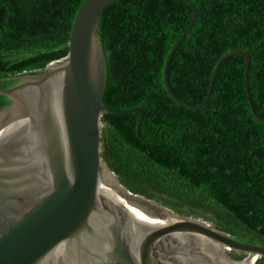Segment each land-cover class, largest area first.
<instances>
[{"label": "trees", "instance_id": "obj_1", "mask_svg": "<svg viewBox=\"0 0 264 264\" xmlns=\"http://www.w3.org/2000/svg\"><path fill=\"white\" fill-rule=\"evenodd\" d=\"M84 0H0V78L34 74L68 55ZM116 0L95 35L107 66L101 158L132 194L228 236L264 246V0ZM53 66V65H52ZM10 102L0 101V112ZM251 105V108H250ZM254 110L255 114L251 112ZM262 120V121H260Z\"/></svg>", "mask_w": 264, "mask_h": 264}, {"label": "water", "instance_id": "obj_2", "mask_svg": "<svg viewBox=\"0 0 264 264\" xmlns=\"http://www.w3.org/2000/svg\"><path fill=\"white\" fill-rule=\"evenodd\" d=\"M115 1H83L65 58L0 78V101L10 102L0 113V264H264V246L132 194L103 162L101 116L116 111L103 104L107 66L95 32ZM181 1L192 14L165 57L163 83L176 103L197 109L227 58L244 59L246 80L249 56L224 54L201 103L176 97L169 62L197 17L194 4Z\"/></svg>", "mask_w": 264, "mask_h": 264}, {"label": "bare ground", "instance_id": "obj_3", "mask_svg": "<svg viewBox=\"0 0 264 264\" xmlns=\"http://www.w3.org/2000/svg\"><path fill=\"white\" fill-rule=\"evenodd\" d=\"M56 66H51L49 70L55 69ZM100 171L106 175L111 181H113V177L108 173L106 166L102 164ZM116 184V183H115ZM117 185V184H116ZM118 186V185H117Z\"/></svg>", "mask_w": 264, "mask_h": 264}, {"label": "rangeland", "instance_id": "obj_4", "mask_svg": "<svg viewBox=\"0 0 264 264\" xmlns=\"http://www.w3.org/2000/svg\"><path fill=\"white\" fill-rule=\"evenodd\" d=\"M53 65H57V63H54ZM4 112V111H3ZM0 113H2V112H0Z\"/></svg>", "mask_w": 264, "mask_h": 264}]
</instances>
